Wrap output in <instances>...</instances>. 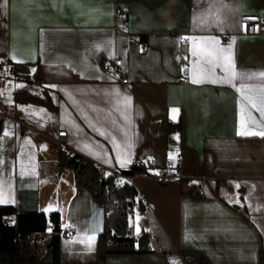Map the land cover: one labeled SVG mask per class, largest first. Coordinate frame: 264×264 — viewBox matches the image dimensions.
Listing matches in <instances>:
<instances>
[{"label": "crops", "instance_id": "1", "mask_svg": "<svg viewBox=\"0 0 264 264\" xmlns=\"http://www.w3.org/2000/svg\"><path fill=\"white\" fill-rule=\"evenodd\" d=\"M239 13L264 16V0H0V206L55 212L59 260L93 262L102 209L57 168L58 147L105 173L145 156L152 173L178 153L180 172L203 180L116 176L136 190L128 223L146 247L104 264H259L264 33H237ZM113 57L125 82L100 66ZM10 62L26 64L32 83ZM41 89L51 105L13 97L43 99ZM161 122L179 129L158 132ZM198 187L204 196L185 191ZM39 234L46 245L52 233Z\"/></svg>", "mask_w": 264, "mask_h": 264}, {"label": "trees", "instance_id": "2", "mask_svg": "<svg viewBox=\"0 0 264 264\" xmlns=\"http://www.w3.org/2000/svg\"><path fill=\"white\" fill-rule=\"evenodd\" d=\"M27 65L10 62L8 70L15 76L23 78L26 83H32L27 72ZM33 82H37L36 69L30 73ZM43 99L23 92H15L17 100L30 101L44 105H51L44 89H41ZM179 129L178 124L161 122L156 130L170 133ZM57 168H68L73 173L76 186L84 188L91 199L102 209V229L96 236L95 260L85 263H64L59 260L58 218L55 212H15L11 206H0V264H104L106 253H121L131 251L133 236L128 223L133 198L136 194L132 184L123 182L118 184L116 176L131 175L140 172L138 168L121 169L117 172L105 173L99 166L82 155L59 146L57 151ZM14 215V223L5 228L1 225V218ZM49 224L52 233L45 245L44 252L38 259H31L29 252V233L45 230ZM140 244L145 236H136ZM197 264H206L199 258ZM259 264H264L263 253L259 254Z\"/></svg>", "mask_w": 264, "mask_h": 264}, {"label": "built area", "instance_id": "3", "mask_svg": "<svg viewBox=\"0 0 264 264\" xmlns=\"http://www.w3.org/2000/svg\"><path fill=\"white\" fill-rule=\"evenodd\" d=\"M119 19H124V14L121 13L118 15ZM237 33L239 34H256V33H264V16L256 14V13H239L237 18ZM179 43H183V39L179 40ZM120 58L113 57L112 59H103L100 61V66L104 70L114 69L117 71L119 76V80L121 82L126 81V77L123 73L119 70ZM3 111V105L0 102V115ZM64 130H58L55 133L56 137L64 136ZM180 163V155L178 153L174 155H166L163 158V163L160 166L154 167V171L152 173L148 172V170L153 165V157L152 156H145L140 159L134 160L130 166L127 168H138L140 172L152 177L155 181L162 185H167L174 182H179L186 177L187 181H200L203 180L202 176H184L180 172L179 168ZM185 179V178H184ZM190 196H204V191L202 188H188L185 190ZM140 203L145 205V201L141 200ZM14 223V215H8L1 218V225L5 228H9ZM49 230V224H45V230ZM58 236L64 234L62 229H58L56 232ZM44 242L39 232H30L29 233V252L28 255L31 259L35 260L40 257V248L44 247ZM145 242L140 244L137 241V238L134 237L131 242V251L137 252L145 248Z\"/></svg>", "mask_w": 264, "mask_h": 264}, {"label": "snow or ice", "instance_id": "4", "mask_svg": "<svg viewBox=\"0 0 264 264\" xmlns=\"http://www.w3.org/2000/svg\"><path fill=\"white\" fill-rule=\"evenodd\" d=\"M194 82H196V83H198L199 81H195L194 80ZM254 107H255V105H254ZM173 111L175 112L176 110L175 109H173ZM239 134H241V135H244V134H251V133H239ZM258 135H264V132H262V133H257ZM237 187H238V185H237Z\"/></svg>", "mask_w": 264, "mask_h": 264}]
</instances>
